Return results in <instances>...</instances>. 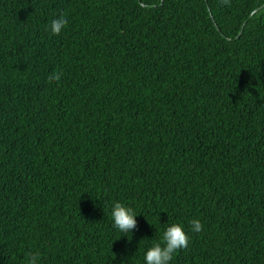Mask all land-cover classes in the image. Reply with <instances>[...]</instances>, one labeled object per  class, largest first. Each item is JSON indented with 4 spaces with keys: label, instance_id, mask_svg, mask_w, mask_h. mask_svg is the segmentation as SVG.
Instances as JSON below:
<instances>
[{
    "label": "trees",
    "instance_id": "trees-1",
    "mask_svg": "<svg viewBox=\"0 0 264 264\" xmlns=\"http://www.w3.org/2000/svg\"><path fill=\"white\" fill-rule=\"evenodd\" d=\"M170 223V264H264V0H0V264H144Z\"/></svg>",
    "mask_w": 264,
    "mask_h": 264
},
{
    "label": "clouds",
    "instance_id": "clouds-1",
    "mask_svg": "<svg viewBox=\"0 0 264 264\" xmlns=\"http://www.w3.org/2000/svg\"><path fill=\"white\" fill-rule=\"evenodd\" d=\"M227 2V0H223ZM68 23V16L64 13L53 15L47 22L48 30L51 33H59L62 27ZM62 73L52 71L48 74L49 80L59 81ZM110 216L113 227L120 233H131L136 229L137 214L131 207L114 202L110 209ZM191 231L198 233L202 230V224L198 219L190 221ZM123 236V235H121ZM120 236V237H121ZM125 237V236H124ZM189 237L185 233L183 226L179 223H170L163 230L160 242L154 243L147 248L143 254L144 264H170L173 256L179 249L186 248ZM39 253H30L27 264H39Z\"/></svg>",
    "mask_w": 264,
    "mask_h": 264
},
{
    "label": "water",
    "instance_id": "water-1",
    "mask_svg": "<svg viewBox=\"0 0 264 264\" xmlns=\"http://www.w3.org/2000/svg\"><path fill=\"white\" fill-rule=\"evenodd\" d=\"M256 10H258V8H256L253 12H255Z\"/></svg>",
    "mask_w": 264,
    "mask_h": 264
}]
</instances>
